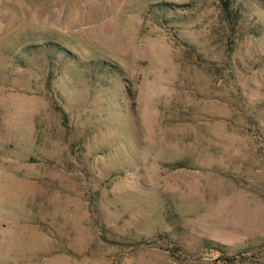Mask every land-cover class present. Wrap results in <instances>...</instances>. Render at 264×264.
<instances>
[{
	"label": "rangeland",
	"instance_id": "1",
	"mask_svg": "<svg viewBox=\"0 0 264 264\" xmlns=\"http://www.w3.org/2000/svg\"><path fill=\"white\" fill-rule=\"evenodd\" d=\"M240 2L230 27L215 0H0V264H264V0Z\"/></svg>",
	"mask_w": 264,
	"mask_h": 264
},
{
	"label": "trees",
	"instance_id": "2",
	"mask_svg": "<svg viewBox=\"0 0 264 264\" xmlns=\"http://www.w3.org/2000/svg\"><path fill=\"white\" fill-rule=\"evenodd\" d=\"M218 4L220 14L223 18V21L228 26H236L240 20V9L241 2L240 0H215ZM156 8L160 11H171L175 8H186V6H175L172 4L159 3L156 5ZM178 250V249H174ZM218 262L222 264H237L244 263L247 259L240 256H226L223 253L217 255Z\"/></svg>",
	"mask_w": 264,
	"mask_h": 264
}]
</instances>
